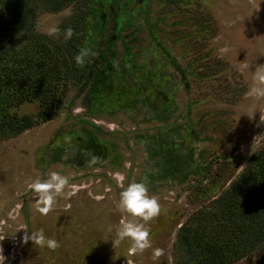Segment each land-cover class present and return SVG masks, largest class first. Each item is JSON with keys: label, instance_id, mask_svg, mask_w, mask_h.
I'll return each instance as SVG.
<instances>
[{"label": "rangeland", "instance_id": "obj_1", "mask_svg": "<svg viewBox=\"0 0 264 264\" xmlns=\"http://www.w3.org/2000/svg\"><path fill=\"white\" fill-rule=\"evenodd\" d=\"M29 16L23 31L57 57L61 101L49 119L0 136L4 264H180V228L264 145V98L249 95L264 68V0H69L34 3ZM40 111L38 100L9 110ZM52 172L69 183L42 214L30 185ZM139 181L161 206L147 222L118 207ZM133 219L150 232L142 252L110 240ZM39 229L59 247L23 241ZM263 250L232 264H259Z\"/></svg>", "mask_w": 264, "mask_h": 264}, {"label": "trees", "instance_id": "obj_2", "mask_svg": "<svg viewBox=\"0 0 264 264\" xmlns=\"http://www.w3.org/2000/svg\"><path fill=\"white\" fill-rule=\"evenodd\" d=\"M68 1L0 0L1 137L13 136L41 119H49L60 105L57 57L45 44L40 50L35 48L38 38L32 43L29 28L28 33L23 30L29 23L32 4L58 9ZM74 40L69 36L64 40L66 52L72 51ZM24 100H38L40 113L17 116L9 112ZM248 159L243 173L216 199L215 205L199 211L191 223L180 228V264H232L264 247V145ZM258 262L264 264V250Z\"/></svg>", "mask_w": 264, "mask_h": 264}, {"label": "clouds", "instance_id": "obj_3", "mask_svg": "<svg viewBox=\"0 0 264 264\" xmlns=\"http://www.w3.org/2000/svg\"><path fill=\"white\" fill-rule=\"evenodd\" d=\"M51 34V33H50ZM71 35V30H68ZM81 58L77 57L79 61ZM249 95L256 98H264V68L256 70L254 73V84L249 89ZM69 180L57 172H52L47 179H36L31 183V189L38 194V198L42 207L39 211L42 214H47L54 204L56 197L63 193L65 186L68 185ZM118 207L121 212L127 213L133 218H140L144 222L150 221L152 218L158 216L161 211V206L155 196L149 195L147 185L142 182H130L119 193ZM111 241L113 246L119 245L121 241L130 240V251L142 252L150 245V232L144 224L136 222V220H128L120 224L114 233H111ZM23 241L27 243L31 241L33 245L39 248H48L55 250L59 247V242L47 236L43 229L37 231H30L23 237ZM159 252H157V255ZM4 257L3 255H0ZM4 259L0 260V264H4Z\"/></svg>", "mask_w": 264, "mask_h": 264}]
</instances>
